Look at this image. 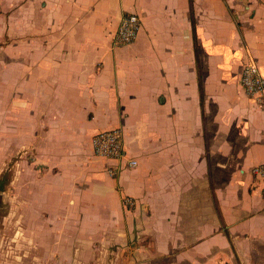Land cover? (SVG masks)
Listing matches in <instances>:
<instances>
[{"label":"crops","instance_id":"obj_1","mask_svg":"<svg viewBox=\"0 0 264 264\" xmlns=\"http://www.w3.org/2000/svg\"><path fill=\"white\" fill-rule=\"evenodd\" d=\"M126 13L141 29L116 47ZM0 36L3 153L47 238L78 225L117 264H264V102L241 83L250 61L264 76V0H0ZM112 128L121 162L93 153Z\"/></svg>","mask_w":264,"mask_h":264},{"label":"rangeland","instance_id":"obj_2","mask_svg":"<svg viewBox=\"0 0 264 264\" xmlns=\"http://www.w3.org/2000/svg\"><path fill=\"white\" fill-rule=\"evenodd\" d=\"M0 42L6 43L1 38ZM1 134L0 123V264H117V244H109L110 249H106L104 242L82 237L78 225L72 226L73 234L65 237L71 226L56 224L53 228L59 238H47L49 227L34 223L32 210L23 207L26 198L19 176L23 167L19 168L18 153L10 157L3 153ZM17 136L15 133L12 138Z\"/></svg>","mask_w":264,"mask_h":264},{"label":"built area","instance_id":"obj_3","mask_svg":"<svg viewBox=\"0 0 264 264\" xmlns=\"http://www.w3.org/2000/svg\"><path fill=\"white\" fill-rule=\"evenodd\" d=\"M141 25V20L137 14H124L113 38V45L122 47L134 42ZM241 83L249 96L253 97L258 103L264 102V76L256 62L250 61L246 64L243 69ZM92 149L97 157L120 162L127 157L121 128H112L96 133L92 137ZM136 165L137 160L130 158L124 166L134 168ZM124 166L111 165L107 171L111 177L115 178ZM251 172L254 179L262 184L261 191L264 198V161L254 166ZM125 202L126 204L131 203L130 199H126Z\"/></svg>","mask_w":264,"mask_h":264}]
</instances>
